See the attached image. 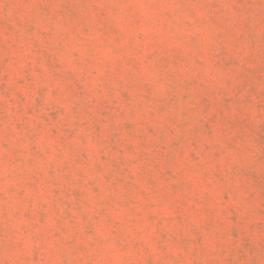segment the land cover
I'll use <instances>...</instances> for the list:
<instances>
[{
    "label": "rangeland",
    "instance_id": "374dc122",
    "mask_svg": "<svg viewBox=\"0 0 264 264\" xmlns=\"http://www.w3.org/2000/svg\"><path fill=\"white\" fill-rule=\"evenodd\" d=\"M0 264H264V0H0Z\"/></svg>",
    "mask_w": 264,
    "mask_h": 264
}]
</instances>
